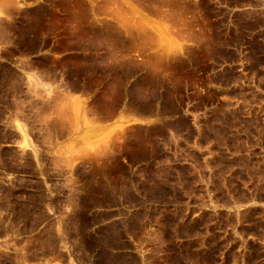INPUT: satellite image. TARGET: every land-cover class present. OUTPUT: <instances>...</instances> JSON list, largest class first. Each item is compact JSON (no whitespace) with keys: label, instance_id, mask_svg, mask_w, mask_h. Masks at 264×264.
I'll return each instance as SVG.
<instances>
[{"label":"rangeland","instance_id":"374dc122","mask_svg":"<svg viewBox=\"0 0 264 264\" xmlns=\"http://www.w3.org/2000/svg\"><path fill=\"white\" fill-rule=\"evenodd\" d=\"M141 1L150 17L110 0L116 29L85 17L92 40L50 4L4 25L25 51L91 45L30 63L86 95L22 98L20 146L0 153V264H264V0ZM117 110L155 119H91Z\"/></svg>","mask_w":264,"mask_h":264},{"label":"crops","instance_id":"0c3cea01","mask_svg":"<svg viewBox=\"0 0 264 264\" xmlns=\"http://www.w3.org/2000/svg\"><path fill=\"white\" fill-rule=\"evenodd\" d=\"M138 3L140 10L143 14L150 17V10L148 3H144L141 0H134ZM85 2L88 0H0V65L7 66L11 69V73L7 76L4 73H0V153L2 154L5 148H13L20 146L21 143V131L20 126L23 122L21 117V105L22 98L28 93H33L37 90L38 83L44 84L42 90L53 95L55 91L58 92L60 97L69 95H86V93L78 87L69 88L64 83L63 79H53L52 77L40 78L37 72L31 67L30 63L36 57L40 55H50L53 58H65L72 52L70 48L71 43H76V47L79 51L84 52L89 49L90 42L81 43L80 38H64L60 36V40L51 39L50 43H46L45 47L37 48L30 45V41L27 44L28 51L23 49L26 48L25 44H21L20 35L15 33L13 30H5L4 25L13 28L15 23L19 22L21 11L36 10L43 4H50L51 9L47 16L51 18V21L57 19L59 16L67 18L68 31H82L89 34V39L92 40V34L95 33L96 29H91L89 21L85 17H89L90 21L97 17L101 19L105 27L116 29L119 25L117 24L118 14L109 3L95 5L87 10L85 8ZM57 6V7H56ZM65 6L67 8H65ZM104 7V8H102ZM107 10V11H106ZM104 11L106 14H103ZM108 12V14H107ZM98 13V14H97ZM151 15H157L152 13ZM99 19V20H100ZM76 26L71 27L70 22H75ZM148 20L143 16L140 18V25L146 26ZM62 23L60 30L64 31ZM92 25V24H91ZM81 28V29H80ZM36 32H34V38ZM114 40V44L109 45V48L114 54L117 49H120L117 41L120 38L115 35L114 38L109 37V40ZM131 41V40H130ZM122 47V46H121ZM132 45H127V48H132ZM81 50V51H80ZM39 81V82H38ZM40 87V86H39ZM89 99V98H88ZM87 99V100H88ZM122 112V113H121ZM116 117V118H114ZM112 120L106 114H94L91 119L99 120L103 126L114 125L115 123H121L122 121L133 122V118H141L137 123H145L147 120H154V116L148 115L143 111L139 110H125L115 112ZM59 125L56 135L59 138L60 143H64L68 140V131L65 125L64 117L57 119ZM17 133L18 137H9L8 134ZM7 136V137H6ZM2 159V158H1Z\"/></svg>","mask_w":264,"mask_h":264},{"label":"trees","instance_id":"16d2710c","mask_svg":"<svg viewBox=\"0 0 264 264\" xmlns=\"http://www.w3.org/2000/svg\"><path fill=\"white\" fill-rule=\"evenodd\" d=\"M264 200V199H263Z\"/></svg>","mask_w":264,"mask_h":264}]
</instances>
